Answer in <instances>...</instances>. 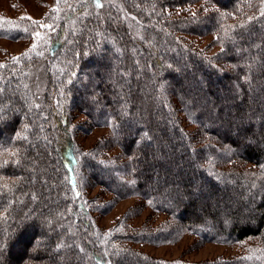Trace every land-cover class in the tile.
<instances>
[{"label":"trees","instance_id":"1","mask_svg":"<svg viewBox=\"0 0 264 264\" xmlns=\"http://www.w3.org/2000/svg\"><path fill=\"white\" fill-rule=\"evenodd\" d=\"M261 8L264 0H78L50 19L57 29L43 57L1 64L0 151L20 157L0 168L2 264L20 255L23 264H192L122 245L164 244L179 231L206 243L260 240L251 258L194 264H264ZM192 37L213 41L202 49ZM41 65L39 101L31 79ZM80 116L81 131L108 129L87 152L71 129ZM94 189L139 199L166 223L108 246L88 216Z\"/></svg>","mask_w":264,"mask_h":264},{"label":"rangeland","instance_id":"2","mask_svg":"<svg viewBox=\"0 0 264 264\" xmlns=\"http://www.w3.org/2000/svg\"><path fill=\"white\" fill-rule=\"evenodd\" d=\"M77 1L0 0V65L14 58L43 57V52L57 29L54 22L49 21L54 17L53 19L57 20L55 23H58ZM101 1L108 3L116 0ZM28 17L31 19H27ZM34 21L39 23H34ZM41 24L45 26L41 27ZM37 32L40 34L39 36L35 35ZM192 40L197 46L205 49L212 43L213 37H192ZM33 45L36 46L35 50H33ZM219 50L220 48H212L211 54ZM38 53H42V55H38ZM45 71L46 66L41 65L35 70L31 79L33 94L39 101L42 100L46 89ZM70 121H72L71 129L75 145L83 152L90 151L100 137L108 135L107 128H97L89 132L81 131V126L86 124V119L82 116L75 117ZM185 125L190 127V130L194 129L193 126ZM209 166L211 169L220 170L218 163L212 162ZM99 191V189H94L86 193L88 216L92 227H96V237L108 246L119 245V242L115 241L117 235L129 234L135 238L139 236L137 230L145 226L156 229L159 225L166 223L165 215H158L151 209L141 206L139 199L129 198L114 201L112 196L103 195ZM136 206L140 207L139 211L133 210ZM179 232L176 233L178 235H175L173 240L164 244L143 242L138 244L124 241L122 245L155 259L167 262L185 261L192 264L222 258L248 259L257 254L261 245L260 240L254 238L232 244L206 243L195 235ZM20 256L22 259L16 260L14 264H23L22 260L25 257L24 255Z\"/></svg>","mask_w":264,"mask_h":264},{"label":"snow or ice","instance_id":"3","mask_svg":"<svg viewBox=\"0 0 264 264\" xmlns=\"http://www.w3.org/2000/svg\"><path fill=\"white\" fill-rule=\"evenodd\" d=\"M101 4H97V7H101ZM205 11H207V9H205ZM193 15H195V13H193ZM259 15L264 17V8L260 9ZM27 19H31L30 17H28ZM255 19V17H248L244 22H242L239 27L244 28L247 24L251 23L253 20ZM34 23H39V22H35ZM45 25L41 24V27H44ZM36 36H39L40 34L37 32L35 33ZM35 45H33V50H35ZM38 55H42V53H38ZM7 116V112H5V110L3 108H0V120H3L5 117ZM24 139H27V137H23ZM85 155H87L85 153ZM3 157H12V163L13 164H19L20 162V157H19V149H17L16 151H12L10 149H6L3 151H0V158ZM9 163V160L7 158H3L2 160H0V168H3L4 166H6ZM0 179H3V177H0ZM3 188H9V185L7 183H4L2 185ZM63 245H58L57 247H62ZM4 253H5V243L3 241L2 238H0V264H2L3 262V258H4Z\"/></svg>","mask_w":264,"mask_h":264}]
</instances>
